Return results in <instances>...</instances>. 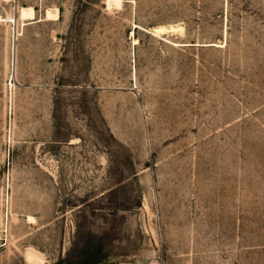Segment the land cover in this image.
I'll return each mask as SVG.
<instances>
[{"label":"rangeland","instance_id":"1","mask_svg":"<svg viewBox=\"0 0 264 264\" xmlns=\"http://www.w3.org/2000/svg\"><path fill=\"white\" fill-rule=\"evenodd\" d=\"M0 17V264H264V0Z\"/></svg>","mask_w":264,"mask_h":264},{"label":"bare ground","instance_id":"2","mask_svg":"<svg viewBox=\"0 0 264 264\" xmlns=\"http://www.w3.org/2000/svg\"><path fill=\"white\" fill-rule=\"evenodd\" d=\"M4 1V0H3ZM11 1V0H10ZM8 2V1H7ZM17 18L18 21L20 23V28L23 29L22 27L26 24L32 23V22H38L41 20H57L58 19V12L57 10H51L49 8H46L44 10L43 16L42 17H34V10L31 6L28 7H20L18 9V14H17ZM13 17V16H12ZM9 19V18H8ZM17 20V19H16ZM5 19H2L0 17V22H4ZM9 22L15 24V20L13 18L8 20ZM134 29H142L141 27H139L138 25L134 24ZM173 30H182V27L179 25H171L169 27H165V26H158V27H153L151 29H146L145 31L150 34L151 36H154L155 38H159L160 40H163L165 42H169L173 45L177 44V43H172L169 40H167L164 36H162V34L164 33H168V31H173ZM166 33V34H167ZM15 35H19V33H15ZM130 35H132V43L133 45L137 44V39L135 38V36H133V32L131 31ZM139 44V43H138ZM180 45V44H178ZM221 43L219 45V47H221ZM176 46V45H175ZM182 46V45H181ZM204 46H215V44H207ZM218 47V46H217ZM135 75V74H134ZM12 83L10 82V87H11ZM13 86V85H12ZM12 88V87H11ZM12 90V89H11ZM34 218L32 216H28L27 217V221H33ZM35 221V220H34ZM24 259L26 261L27 264H43V259L41 258V256L39 255L38 252H36L35 250L28 248L25 251L24 254Z\"/></svg>","mask_w":264,"mask_h":264}]
</instances>
